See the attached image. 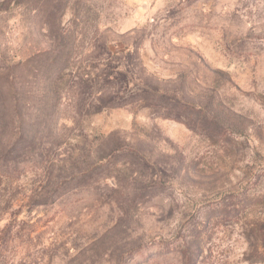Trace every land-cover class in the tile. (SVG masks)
Listing matches in <instances>:
<instances>
[{
    "label": "rangeland",
    "instance_id": "obj_1",
    "mask_svg": "<svg viewBox=\"0 0 264 264\" xmlns=\"http://www.w3.org/2000/svg\"><path fill=\"white\" fill-rule=\"evenodd\" d=\"M0 264H264V0H0Z\"/></svg>",
    "mask_w": 264,
    "mask_h": 264
}]
</instances>
